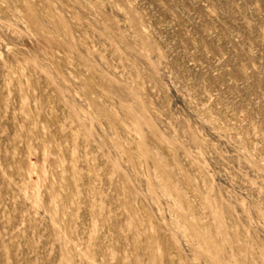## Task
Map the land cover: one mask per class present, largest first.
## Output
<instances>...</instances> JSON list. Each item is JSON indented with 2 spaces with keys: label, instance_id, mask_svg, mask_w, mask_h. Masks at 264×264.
Returning a JSON list of instances; mask_svg holds the SVG:
<instances>
[{
  "label": "rangeland",
  "instance_id": "obj_1",
  "mask_svg": "<svg viewBox=\"0 0 264 264\" xmlns=\"http://www.w3.org/2000/svg\"><path fill=\"white\" fill-rule=\"evenodd\" d=\"M0 264H264V0H0Z\"/></svg>",
  "mask_w": 264,
  "mask_h": 264
},
{
  "label": "bare ground",
  "instance_id": "obj_2",
  "mask_svg": "<svg viewBox=\"0 0 264 264\" xmlns=\"http://www.w3.org/2000/svg\"><path fill=\"white\" fill-rule=\"evenodd\" d=\"M27 8H28V7H27ZM28 19H29L30 22L33 21V17L31 16V14L28 15Z\"/></svg>",
  "mask_w": 264,
  "mask_h": 264
}]
</instances>
